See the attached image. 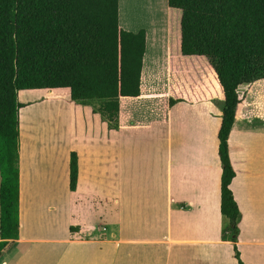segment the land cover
<instances>
[{"label": "crops", "instance_id": "1", "mask_svg": "<svg viewBox=\"0 0 264 264\" xmlns=\"http://www.w3.org/2000/svg\"><path fill=\"white\" fill-rule=\"evenodd\" d=\"M119 4L123 28L147 31L141 94L120 98L119 128L68 96L74 127L64 154L44 150L32 123L24 136L27 110L21 116L20 109V238L3 249L0 264H239L233 242L222 239L218 134L225 95L217 75L205 57L181 53L182 12L168 0ZM180 59L205 62L211 77L186 83ZM170 98L184 100L169 106ZM244 104L229 138L236 171L230 187L241 210L237 246L244 264H264V123L256 127ZM135 138L152 139L165 157L148 186H136L133 171L118 163V142ZM71 151L79 158L76 190Z\"/></svg>", "mask_w": 264, "mask_h": 264}, {"label": "trees", "instance_id": "2", "mask_svg": "<svg viewBox=\"0 0 264 264\" xmlns=\"http://www.w3.org/2000/svg\"><path fill=\"white\" fill-rule=\"evenodd\" d=\"M168 5L182 12L181 53L205 57L224 91L218 134L222 239L233 242L244 264L229 138L244 98L240 86L264 78V0H168ZM119 6V0H0V253L20 238V109L28 104L20 93L67 88L71 101L93 105L110 128L120 127V98L141 94L147 31L123 28ZM183 100L170 98L169 106ZM78 176V153L71 151V190Z\"/></svg>", "mask_w": 264, "mask_h": 264}, {"label": "rangeland", "instance_id": "3", "mask_svg": "<svg viewBox=\"0 0 264 264\" xmlns=\"http://www.w3.org/2000/svg\"><path fill=\"white\" fill-rule=\"evenodd\" d=\"M148 4H144L146 9L150 6ZM147 12H149L148 9ZM172 39L174 43H170V48L177 53L175 34H173ZM178 64H181V66L185 64L188 67L187 74H185L187 75L186 83H193L195 80L199 83L201 79L207 81L211 77L210 70L206 67L205 62L202 63L195 59L193 61L191 59H180ZM175 70L179 71L178 68ZM182 70L185 71L184 68ZM179 75L181 78L182 74H180V71ZM180 78L177 77V82H180L183 86L184 80L181 79L180 81ZM239 91L245 98L242 113L256 115V127L264 123L258 120L261 115L264 116V78L260 82H254L252 85L242 84ZM68 96L69 89L67 88L52 90L39 88L22 91L20 99L28 102V105L21 109V116L23 110H27L23 114L24 136L26 138L29 137V128L32 123L31 129L40 132L39 137L42 139V148L44 150L47 149V145L49 150L64 154L71 140V130L74 127L73 110L70 108ZM117 150L118 163H125V166H127L126 170L130 171L131 174L133 171L132 181L136 186H144L145 184L148 186L151 176L157 177L161 175L165 157L159 145H156L152 139H125L123 143L118 142Z\"/></svg>", "mask_w": 264, "mask_h": 264}]
</instances>
